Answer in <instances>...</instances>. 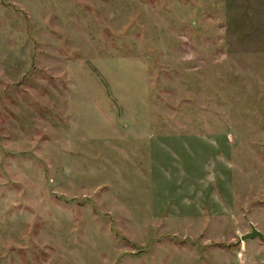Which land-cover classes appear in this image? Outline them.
Segmentation results:
<instances>
[{
    "label": "rangeland",
    "instance_id": "1",
    "mask_svg": "<svg viewBox=\"0 0 264 264\" xmlns=\"http://www.w3.org/2000/svg\"><path fill=\"white\" fill-rule=\"evenodd\" d=\"M264 0H0V264H264Z\"/></svg>",
    "mask_w": 264,
    "mask_h": 264
},
{
    "label": "water",
    "instance_id": "2",
    "mask_svg": "<svg viewBox=\"0 0 264 264\" xmlns=\"http://www.w3.org/2000/svg\"><path fill=\"white\" fill-rule=\"evenodd\" d=\"M240 236L242 240L253 237V236L264 240V236L261 234L260 230L255 228L253 225L251 226V230L249 232H245L241 234Z\"/></svg>",
    "mask_w": 264,
    "mask_h": 264
}]
</instances>
